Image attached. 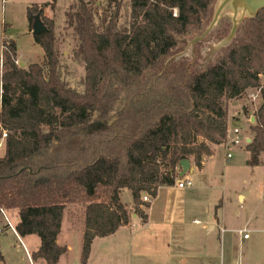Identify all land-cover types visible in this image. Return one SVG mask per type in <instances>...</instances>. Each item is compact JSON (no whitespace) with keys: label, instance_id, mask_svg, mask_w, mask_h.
Returning a JSON list of instances; mask_svg holds the SVG:
<instances>
[{"label":"trees","instance_id":"obj_1","mask_svg":"<svg viewBox=\"0 0 264 264\" xmlns=\"http://www.w3.org/2000/svg\"><path fill=\"white\" fill-rule=\"evenodd\" d=\"M92 1L78 0L67 12L86 64L84 92L59 73L54 21L44 15L55 0L27 9L30 30L39 13L48 27L34 35L47 69L18 64L14 40L2 45L0 219L1 209L17 210L16 231L39 237L32 259L47 264L68 254L58 243L68 204L82 194L89 199L81 253L87 264L96 237L131 222L123 190L146 220L142 207L150 203L142 194L156 197L160 186L173 185L183 159L202 168L211 145L227 140L229 101L253 88H261L262 100L246 146L250 165L264 153V8L243 19L212 62L197 66L187 56L170 58L183 37L208 24L215 0H130L132 21L122 29L107 16L98 26ZM99 189L102 197L93 199Z\"/></svg>","mask_w":264,"mask_h":264},{"label":"rangeland","instance_id":"obj_2","mask_svg":"<svg viewBox=\"0 0 264 264\" xmlns=\"http://www.w3.org/2000/svg\"><path fill=\"white\" fill-rule=\"evenodd\" d=\"M222 0H215L212 8V16L204 29L192 32L183 37L178 47L174 50L173 56H187V59L197 66H204L212 62L221 50L227 48L233 41L227 42L228 36L231 34L234 22L232 10H226L220 17L214 28L201 40L192 43L194 38L202 35L210 26L218 5ZM53 0H0V56L2 54V45L4 39L14 40L18 49L17 62L29 63L37 62L47 69L45 54L42 47L35 42L32 30H30L27 9L33 4L41 5L43 3H52ZM78 0H55V5H49L44 8V15L54 21L56 34V49L59 56V73L62 80L72 89L78 92L85 90L86 64L83 57L79 54L78 36L68 24L67 12L76 4ZM91 8L95 13V23L102 26L103 16L107 19H116L119 29L128 28L132 21L130 0H93ZM120 8L118 9V5ZM241 14L238 19L243 18ZM169 59V58H168ZM167 59V60H168ZM20 60V61H19ZM166 60V61H167ZM26 64L25 67H27ZM261 84L264 87V72L261 74ZM262 100L261 88H253L238 98L229 101V127L230 137L234 128H240L243 136L247 132L252 138L254 133L251 130L252 119L258 110ZM0 109H1V69H0ZM237 122H235V121ZM229 143V138L225 141ZM238 145L231 144L230 147L223 146L217 151L214 158L212 173L215 179L208 182L209 194H216L219 200L226 206V212L232 219L234 225L243 226L244 222L252 213H257L260 217L263 214V206L259 202V196L264 190V159L261 164L252 166L248 165L238 151ZM4 149L0 148V155ZM231 152L233 158L227 159V153ZM249 188L253 189V195L249 193ZM244 193L248 195L246 203H240L238 194ZM102 189H99L93 199L102 197ZM147 194L143 193L142 197ZM88 198L82 195L77 197L74 203L67 205L64 215L63 236H70L71 253L69 264H81V235L76 230L84 227V212ZM121 201L127 205L131 214H135V206L133 202L132 192L124 189L121 193ZM132 203V204H131ZM218 203V202H217ZM131 204V207H130ZM10 222L16 227L18 222L17 210L6 211ZM238 221H235L236 217ZM0 242L2 245V253L6 258L7 264H31L32 251L29 250L33 245L28 239L24 240L22 245L20 239L10 230L9 224L2 214L0 219ZM9 229V230H8ZM75 232V233H74ZM252 239L247 240L244 245L245 253L249 259H260L264 255V232L251 233ZM73 234V235H72ZM34 240V239H31ZM257 241V242H256ZM24 246L29 250V256ZM41 247V241L38 249ZM240 248V246H239ZM37 249V250H38ZM242 249V247H241ZM108 262H97L96 264H130V256L123 252V263L121 262L120 251L113 250ZM240 254V250H239ZM111 258L115 259L112 260ZM118 258V259H117ZM259 262V260L257 261ZM3 264H5L3 262ZM45 264V263H44ZM95 264V263H94Z\"/></svg>","mask_w":264,"mask_h":264},{"label":"crops","instance_id":"obj_3","mask_svg":"<svg viewBox=\"0 0 264 264\" xmlns=\"http://www.w3.org/2000/svg\"><path fill=\"white\" fill-rule=\"evenodd\" d=\"M31 63L35 62L25 63V66ZM229 126L228 122V130H230ZM243 137L246 138V142L237 147L243 159L250 165V152L246 146L249 140L252 141V136L244 132ZM230 145L226 142L211 145L213 155L203 157L202 168H198L194 158H190V167L193 170L184 176L180 175L182 168L178 166L175 183L160 186L150 206L142 207L147 219L143 220L140 215L132 214L131 222L126 226H121L116 233L107 237H96L93 240L87 264H96L98 261L108 262L114 253L113 250L121 252L122 263L124 261L123 252L129 255L130 264H264V255L257 262L258 260L254 261V258L249 259L243 249L246 241L252 239L251 234L249 238L244 239V230L251 233L264 232V190L259 196L261 207L263 206V214L259 217L257 213H252L243 226L234 225L232 223L234 218H230L222 200L218 201L219 197L216 194L213 196L209 194L207 184L215 179L212 173L214 158L220 147H230ZM0 148L4 149L3 154L0 155L2 157L6 152V141H2ZM231 158H233V154ZM231 158H228L227 153V159ZM263 159L264 153L260 155L259 164ZM183 179L192 180V185L184 188L179 187L178 183ZM249 193L253 195L252 188H249ZM238 198L243 204L246 203L248 195L239 193ZM238 220L239 217L237 216L235 221ZM75 232L81 235L83 243V228ZM13 233L20 239L22 245H24L23 239H28L33 244L29 250L37 251L40 243L38 236L21 237L17 231H13ZM63 235L62 227L58 236V243L61 246H67L68 254L62 256L58 264H69L72 249L69 241L70 236L65 238ZM24 248L29 256V250L26 246ZM0 251L2 252L1 242ZM6 261L5 258V264H7ZM44 263L47 264L42 258L36 261L31 258V264Z\"/></svg>","mask_w":264,"mask_h":264},{"label":"water","instance_id":"obj_4","mask_svg":"<svg viewBox=\"0 0 264 264\" xmlns=\"http://www.w3.org/2000/svg\"><path fill=\"white\" fill-rule=\"evenodd\" d=\"M264 8V0H222L220 4L218 5L216 12L214 14L213 20L208 27V29L200 36H197L194 38L192 43H196L197 41L203 39L217 24L219 21L221 15L226 10H232L233 12V28L231 31V34L227 38V42H230L235 36L236 32L238 30V27L242 23L243 19L246 17H254L257 15V13ZM244 16L243 18L238 19V15ZM48 31V27L43 23L41 19V13L35 16V21L32 26V33L33 35H39L42 33H45ZM21 66H25L24 63L20 64ZM255 121V117L252 119ZM251 140H249L248 143H250ZM179 167L182 168L180 175L184 176L191 172L193 169L190 167V160L189 159H183L179 163Z\"/></svg>","mask_w":264,"mask_h":264},{"label":"built area","instance_id":"obj_5","mask_svg":"<svg viewBox=\"0 0 264 264\" xmlns=\"http://www.w3.org/2000/svg\"><path fill=\"white\" fill-rule=\"evenodd\" d=\"M7 0H3V2H5ZM18 63V62H17ZM229 132V135H228V138H229V143L230 144H233V145H240L242 144L243 142H246V138H244L241 134V129L240 128H234L232 133L234 134L233 137H230V130H228ZM6 138H7V131L3 130L2 132V136L0 137V147L2 146V141H6ZM232 157V154L231 153H228V158H231ZM192 185V180L190 179H183L181 180L179 183H178V186L181 187V188H184V187H187V186H190ZM142 200L143 202H146V203H151L152 200H153V197L150 195V194H145L143 197H142ZM1 213L5 216L8 224H9V228L10 230L16 232V227H14V225L10 222L9 218L7 217V212L6 210L4 209H1ZM223 231V230H222ZM2 232V229L0 228V233ZM244 239H247L250 237V233L249 231L247 230H244Z\"/></svg>","mask_w":264,"mask_h":264}]
</instances>
